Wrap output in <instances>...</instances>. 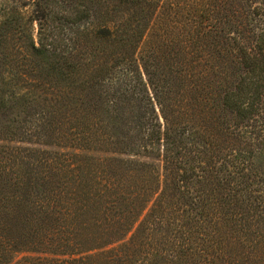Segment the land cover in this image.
I'll return each instance as SVG.
<instances>
[{"label":"trees","instance_id":"trees-1","mask_svg":"<svg viewBox=\"0 0 264 264\" xmlns=\"http://www.w3.org/2000/svg\"><path fill=\"white\" fill-rule=\"evenodd\" d=\"M8 2L0 264H264V0Z\"/></svg>","mask_w":264,"mask_h":264},{"label":"rangeland","instance_id":"rangeland-1","mask_svg":"<svg viewBox=\"0 0 264 264\" xmlns=\"http://www.w3.org/2000/svg\"><path fill=\"white\" fill-rule=\"evenodd\" d=\"M24 1V0H23ZM11 2V1H10ZM8 2V0H0V11H2L4 9V7H9L11 6V3ZM27 2V7L23 9L22 12H28L30 13L31 11L33 12V10L35 9L36 6H34L33 4V0H26ZM37 25L36 23L33 24V37L36 39V35H37Z\"/></svg>","mask_w":264,"mask_h":264}]
</instances>
